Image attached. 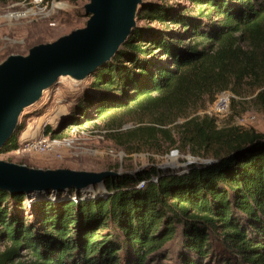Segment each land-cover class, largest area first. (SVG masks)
Returning <instances> with one entry per match:
<instances>
[{
  "label": "trees",
  "instance_id": "trees-1",
  "mask_svg": "<svg viewBox=\"0 0 264 264\" xmlns=\"http://www.w3.org/2000/svg\"><path fill=\"white\" fill-rule=\"evenodd\" d=\"M190 1L193 9L142 4L138 26L89 77L67 122L136 107L164 109L155 116L161 123L225 90L248 89L264 111V0ZM175 127L213 161L123 173L96 195L0 188V264H264V132L218 127L209 117ZM169 131L140 126L115 140L147 132L157 142L171 139ZM18 147L16 132L1 153Z\"/></svg>",
  "mask_w": 264,
  "mask_h": 264
},
{
  "label": "rangeland",
  "instance_id": "rangeland-1",
  "mask_svg": "<svg viewBox=\"0 0 264 264\" xmlns=\"http://www.w3.org/2000/svg\"><path fill=\"white\" fill-rule=\"evenodd\" d=\"M87 1L0 0V61L10 53H26L36 43L53 41L84 26L88 18L84 12ZM167 1L193 9L190 0ZM88 83L89 78L77 85L68 77L59 78L38 102L25 108L17 129L19 147L0 153V158L40 167L91 170L121 167L123 171L138 172L156 165L162 170H183L202 159H211V153L203 157L194 151L175 127L189 118L209 117L218 127L238 126L242 130L264 132V111L253 100L256 94L248 89L241 96L231 90L214 96L203 94L197 102L186 105L184 114L168 116L161 123L155 116L164 109L143 111L136 107L80 125L67 122L74 99L87 89ZM113 116L116 121L111 123ZM154 124L170 130L173 141L162 134L157 142L153 141L147 132L142 139L124 145L115 140L120 133ZM51 127L57 130V136L48 134ZM25 132L29 134L24 135ZM31 142L34 144L29 147ZM103 190V186L96 185L84 191L96 195ZM23 259L28 261V257Z\"/></svg>",
  "mask_w": 264,
  "mask_h": 264
},
{
  "label": "water",
  "instance_id": "water-1",
  "mask_svg": "<svg viewBox=\"0 0 264 264\" xmlns=\"http://www.w3.org/2000/svg\"><path fill=\"white\" fill-rule=\"evenodd\" d=\"M146 1L88 0L84 26L53 41L36 43L26 53H10L0 61V153L16 134L25 108L38 102L59 78L80 83L112 60L138 26V12ZM127 172L131 171L121 167H40L0 158V188L26 192L88 190Z\"/></svg>",
  "mask_w": 264,
  "mask_h": 264
},
{
  "label": "built area",
  "instance_id": "built-area-1",
  "mask_svg": "<svg viewBox=\"0 0 264 264\" xmlns=\"http://www.w3.org/2000/svg\"><path fill=\"white\" fill-rule=\"evenodd\" d=\"M44 141H45V140H44ZM33 144H34V143H33V142H31V143H29V144H28V146L30 147V146H32Z\"/></svg>",
  "mask_w": 264,
  "mask_h": 264
},
{
  "label": "crops",
  "instance_id": "crops-1",
  "mask_svg": "<svg viewBox=\"0 0 264 264\" xmlns=\"http://www.w3.org/2000/svg\"><path fill=\"white\" fill-rule=\"evenodd\" d=\"M27 134H29V133H27ZM27 134H26V132L24 133V135H27Z\"/></svg>",
  "mask_w": 264,
  "mask_h": 264
}]
</instances>
